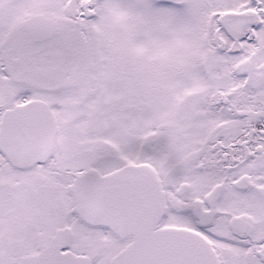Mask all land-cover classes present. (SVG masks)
<instances>
[{
  "label": "snow or ice",
  "instance_id": "snow-or-ice-1",
  "mask_svg": "<svg viewBox=\"0 0 264 264\" xmlns=\"http://www.w3.org/2000/svg\"><path fill=\"white\" fill-rule=\"evenodd\" d=\"M0 264H264V0H0Z\"/></svg>",
  "mask_w": 264,
  "mask_h": 264
}]
</instances>
